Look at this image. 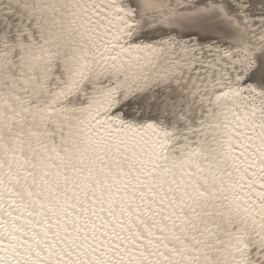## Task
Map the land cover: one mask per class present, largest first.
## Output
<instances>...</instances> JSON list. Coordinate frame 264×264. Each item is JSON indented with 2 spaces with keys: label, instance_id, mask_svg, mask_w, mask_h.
Masks as SVG:
<instances>
[{
  "label": "snow or ice",
  "instance_id": "obj_1",
  "mask_svg": "<svg viewBox=\"0 0 264 264\" xmlns=\"http://www.w3.org/2000/svg\"><path fill=\"white\" fill-rule=\"evenodd\" d=\"M0 264H264V0H0Z\"/></svg>",
  "mask_w": 264,
  "mask_h": 264
}]
</instances>
